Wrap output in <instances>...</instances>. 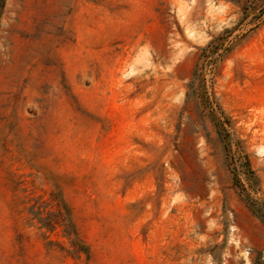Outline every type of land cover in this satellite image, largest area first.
<instances>
[{
	"label": "rangeland",
	"instance_id": "1",
	"mask_svg": "<svg viewBox=\"0 0 264 264\" xmlns=\"http://www.w3.org/2000/svg\"><path fill=\"white\" fill-rule=\"evenodd\" d=\"M0 264H264V0H5Z\"/></svg>",
	"mask_w": 264,
	"mask_h": 264
},
{
	"label": "trees",
	"instance_id": "2",
	"mask_svg": "<svg viewBox=\"0 0 264 264\" xmlns=\"http://www.w3.org/2000/svg\"><path fill=\"white\" fill-rule=\"evenodd\" d=\"M4 4H5V0H0V15H1Z\"/></svg>",
	"mask_w": 264,
	"mask_h": 264
}]
</instances>
